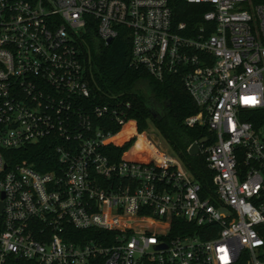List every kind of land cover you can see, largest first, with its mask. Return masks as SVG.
Segmentation results:
<instances>
[{
  "label": "built area",
  "instance_id": "obj_1",
  "mask_svg": "<svg viewBox=\"0 0 264 264\" xmlns=\"http://www.w3.org/2000/svg\"><path fill=\"white\" fill-rule=\"evenodd\" d=\"M177 1L199 8L174 22ZM86 26L103 44L123 35L155 80L179 78L197 107L184 123L211 137L206 188L144 150L149 127L135 155L107 152L131 104L91 101ZM40 142L51 169L16 160ZM263 225L264 3L0 0V264H264Z\"/></svg>",
  "mask_w": 264,
  "mask_h": 264
},
{
  "label": "trees",
  "instance_id": "obj_2",
  "mask_svg": "<svg viewBox=\"0 0 264 264\" xmlns=\"http://www.w3.org/2000/svg\"><path fill=\"white\" fill-rule=\"evenodd\" d=\"M251 1L264 3V0ZM180 8L197 10L199 6L177 1L173 7L174 22L189 20L187 16L191 12L179 11ZM74 44L84 67L85 80L91 89V101L102 102L114 98L128 100L131 104L128 121L106 146L107 152L115 159L135 155L138 135L149 126L154 127L200 186L206 188L210 184V173L204 156L199 153L190 155L187 148L204 137L207 138L206 144L211 137L204 125L187 126L184 123L187 116L197 112V107L183 89L179 78L173 75L159 81L143 68L130 66L129 44L121 34L110 43L103 44L96 37L94 28L86 26ZM152 109L160 112L158 119L152 118ZM117 130V127L112 129ZM14 154L16 160H26L39 171L51 169L55 159L51 147L43 142L25 146ZM178 232L172 224L169 234L172 236ZM261 235L264 239V225ZM261 257L264 259V252Z\"/></svg>",
  "mask_w": 264,
  "mask_h": 264
},
{
  "label": "rangeland",
  "instance_id": "obj_3",
  "mask_svg": "<svg viewBox=\"0 0 264 264\" xmlns=\"http://www.w3.org/2000/svg\"><path fill=\"white\" fill-rule=\"evenodd\" d=\"M153 137H155V139H153ZM144 141V150L152 152L157 156H162L164 153H169L181 162L179 157L172 151V149L163 140V138L159 135L154 127L149 126Z\"/></svg>",
  "mask_w": 264,
  "mask_h": 264
},
{
  "label": "water",
  "instance_id": "obj_4",
  "mask_svg": "<svg viewBox=\"0 0 264 264\" xmlns=\"http://www.w3.org/2000/svg\"><path fill=\"white\" fill-rule=\"evenodd\" d=\"M107 42H109V39L107 40ZM150 114L153 119H158L160 117V112L156 109H152ZM204 142H205V138H200L196 142H192L187 148L188 154L196 155L198 151V145Z\"/></svg>",
  "mask_w": 264,
  "mask_h": 264
}]
</instances>
